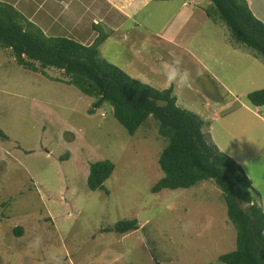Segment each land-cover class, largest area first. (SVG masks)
<instances>
[{
  "label": "rangeland",
  "instance_id": "obj_1",
  "mask_svg": "<svg viewBox=\"0 0 264 264\" xmlns=\"http://www.w3.org/2000/svg\"><path fill=\"white\" fill-rule=\"evenodd\" d=\"M0 2L27 19L35 11V0ZM180 3L152 2L133 19L108 14L100 57L159 91L171 87L162 65L178 62L189 79L173 86L177 105L204 120V132L244 169L264 210V106L247 99L264 90V60L206 16L209 0L192 3L186 22L176 14ZM182 23L178 46L155 36L173 37ZM66 81L53 68L24 69L0 48V132L9 139L0 137V264H223L219 257L236 249V229L214 183L152 194L166 145L155 122L131 136L107 104L89 114L94 99ZM105 160L115 166L107 193L90 191V165ZM126 220L137 226L103 233Z\"/></svg>",
  "mask_w": 264,
  "mask_h": 264
},
{
  "label": "trees",
  "instance_id": "obj_2",
  "mask_svg": "<svg viewBox=\"0 0 264 264\" xmlns=\"http://www.w3.org/2000/svg\"><path fill=\"white\" fill-rule=\"evenodd\" d=\"M209 1L211 7L205 10L206 16L223 22L237 44L264 60V23L252 13L247 0ZM107 38L108 34L99 33L94 43L87 46L69 38L46 37L21 12L0 2V48L10 50L17 65L41 74L49 68L61 71L67 77L66 84L94 99L89 114L107 104L131 136L153 120L166 145L158 160L164 176L151 188V193L213 182L236 229V249L219 260L223 264H264V210L256 199L260 194L244 169L210 141L200 116L177 105L173 86L156 90L103 60L99 47ZM247 99L255 107H263L264 90L252 92ZM0 137L9 140L3 132ZM114 169L109 160L91 164L88 189L106 191L104 184ZM137 223L121 221L103 233L124 235ZM14 234L21 237L23 229L15 228Z\"/></svg>",
  "mask_w": 264,
  "mask_h": 264
},
{
  "label": "crops",
  "instance_id": "obj_3",
  "mask_svg": "<svg viewBox=\"0 0 264 264\" xmlns=\"http://www.w3.org/2000/svg\"><path fill=\"white\" fill-rule=\"evenodd\" d=\"M45 1L47 0L36 4L37 1L35 0V5H33L35 11L28 16V20L41 29L47 37H67L69 39L77 37L82 40V44L87 46L94 43L98 37V32L107 34L103 28L100 29V25L102 23L107 28L111 26L107 25L111 23L107 19L108 14L118 13L133 19L142 9L144 10L145 7L150 6V3L155 2V0H49L51 4L48 8L49 1ZM202 2L203 0H181L180 10L176 13L177 16L182 13L181 18L186 22L191 16V4ZM247 2L252 13L264 23V0H247ZM96 14L100 16L98 17ZM184 24L182 23L179 31L173 37L164 35L163 31L155 36L162 41L161 43L166 45L175 43L178 46L180 42L176 40V37ZM112 27L116 29L117 25H112ZM89 29L92 30L91 33Z\"/></svg>",
  "mask_w": 264,
  "mask_h": 264
},
{
  "label": "clouds",
  "instance_id": "obj_4",
  "mask_svg": "<svg viewBox=\"0 0 264 264\" xmlns=\"http://www.w3.org/2000/svg\"><path fill=\"white\" fill-rule=\"evenodd\" d=\"M162 75L164 80L170 86L182 87L189 79V73L187 71H181V67L178 62L164 63L162 65Z\"/></svg>",
  "mask_w": 264,
  "mask_h": 264
}]
</instances>
